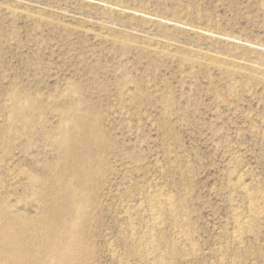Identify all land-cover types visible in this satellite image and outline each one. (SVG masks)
Masks as SVG:
<instances>
[{"label":"rangeland","instance_id":"obj_1","mask_svg":"<svg viewBox=\"0 0 264 264\" xmlns=\"http://www.w3.org/2000/svg\"><path fill=\"white\" fill-rule=\"evenodd\" d=\"M263 212L264 0H0V264H264Z\"/></svg>","mask_w":264,"mask_h":264},{"label":"bare ground","instance_id":"obj_2","mask_svg":"<svg viewBox=\"0 0 264 264\" xmlns=\"http://www.w3.org/2000/svg\"><path fill=\"white\" fill-rule=\"evenodd\" d=\"M167 196V195H166ZM250 196V195H249ZM173 199V197L171 198V196L170 197H167V198H165L164 199V204H165V206L170 210V212L171 211H173L174 210V207H175V205H174V201L172 200ZM49 201V200H48ZM153 202H155V201H153ZM163 204V203H162ZM176 204V203H175ZM252 204V203H251ZM151 206V205H150ZM149 206V207H150ZM161 206V204H159V207ZM253 207H252V209L254 210V211H256L257 210V206H255V205H252ZM151 210H152V218L154 219V222H155V224H158L160 221H159V218H160V216H161V211H159L158 210V207H156L155 205L152 207L151 206V208H150ZM165 209V208H164ZM259 210V209H258ZM164 211V210H163ZM253 211V212H254ZM260 211V210H259ZM177 212V211H176ZM262 212V211H261ZM260 212V213H261ZM256 213V212H255ZM254 213V214H255ZM264 213V212H263ZM238 225H239V229H242L241 228V226H242V224L239 222L238 223ZM154 230V229H153ZM155 231V230H154ZM181 231V230H180ZM239 231V230H238ZM150 240V239H149ZM153 240V239H152ZM8 245H10V243L9 242H6ZM11 243H13L12 241H11ZM4 246H5V243L3 244ZM12 245H15V244H12ZM8 248V247H7ZM20 250H19V248H17V250H14V251H11V252H9L8 253V257H9V260H12V262H16L17 261V256L19 255V254H21L22 253V251L20 252ZM19 253V254H18ZM151 255V254H150Z\"/></svg>","mask_w":264,"mask_h":264}]
</instances>
